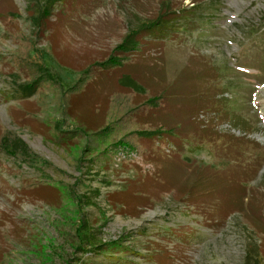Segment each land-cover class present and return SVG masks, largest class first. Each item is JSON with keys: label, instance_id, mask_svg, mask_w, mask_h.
<instances>
[{"label": "rangeland", "instance_id": "obj_1", "mask_svg": "<svg viewBox=\"0 0 264 264\" xmlns=\"http://www.w3.org/2000/svg\"><path fill=\"white\" fill-rule=\"evenodd\" d=\"M163 1L190 25L84 72ZM48 6L0 0V264H264V0H62L38 22ZM207 168L240 211L188 195Z\"/></svg>", "mask_w": 264, "mask_h": 264}, {"label": "trees", "instance_id": "obj_2", "mask_svg": "<svg viewBox=\"0 0 264 264\" xmlns=\"http://www.w3.org/2000/svg\"><path fill=\"white\" fill-rule=\"evenodd\" d=\"M62 0H48L49 6L46 7L42 12V18L38 20V22H41V20H44V17H48L51 14V7ZM162 13L159 15V17L155 20H151L148 23L144 24L145 26L139 28L133 33H130L125 40L117 46L115 51L117 52V55H111L110 60H107L105 62H96L93 65L90 66L87 70L84 72L89 74L92 72V70L95 67H101L103 70L109 69L110 67L118 66V64H121L122 60L121 58L128 56L130 53L137 52L140 48V37L141 34L145 32L148 33L147 35H153V36H164L167 37L169 35H173L177 32H181L185 26H189L190 21H188L185 26H182L181 24L176 25V20L178 18L186 16V20L192 19L193 17L190 16V12H186V10H173L172 4L167 1L162 2L161 6ZM195 12V10H193ZM198 21V20H197ZM41 26V25H40ZM185 30V29H184ZM121 84L129 89L131 92L139 93L141 92L143 95L147 96V100L149 99L148 104L154 102L155 105L152 107V109H157L159 105L157 102L165 100L164 96L162 95H156L151 96L148 92L143 91L139 85L134 81L133 78H131L129 75H125L121 79ZM22 94L23 98H30L37 94L39 87L36 84L32 85H25L24 88H22ZM149 94V95H148ZM156 101V102H155ZM151 109V110H152ZM159 109V108H158ZM153 111V110H152ZM233 120L235 122V125L239 128L242 127L243 129L246 128V124L240 117L234 116ZM246 130V129H245ZM247 132V131H246ZM140 145L142 147H146V149L151 150L155 147V145H159L160 147L163 140L166 138L167 134L162 133L160 131L154 130V132H140ZM7 139L3 141V145L5 148V151L9 154V156L13 157L17 153V151H20L24 154H26V151L28 150V146L24 144V142L20 138H16L12 141L10 144L11 147H8V144H4ZM150 143V144H149ZM161 143V144H160ZM145 145V146H144ZM175 148V147H174ZM192 179V185L190 186V190L188 192V195L190 197L195 198L196 195L199 194L200 197H209V196H220L223 200V207L224 209H231L240 211L245 201L249 200V195L245 194V190L241 192L240 188L238 187H228L226 189L227 182H224L225 176L217 175L216 172L210 169H205L202 172L195 173L193 175ZM251 203V202H250Z\"/></svg>", "mask_w": 264, "mask_h": 264}]
</instances>
